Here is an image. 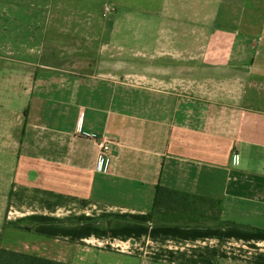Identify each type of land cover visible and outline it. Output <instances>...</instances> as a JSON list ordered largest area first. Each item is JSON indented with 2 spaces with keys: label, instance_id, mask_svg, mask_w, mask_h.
Here are the masks:
<instances>
[{
  "label": "crops",
  "instance_id": "obj_1",
  "mask_svg": "<svg viewBox=\"0 0 264 264\" xmlns=\"http://www.w3.org/2000/svg\"><path fill=\"white\" fill-rule=\"evenodd\" d=\"M0 58L27 101L1 137L19 156L1 248L264 264V0H0ZM158 186L222 200L235 225H158Z\"/></svg>",
  "mask_w": 264,
  "mask_h": 264
},
{
  "label": "trees",
  "instance_id": "obj_2",
  "mask_svg": "<svg viewBox=\"0 0 264 264\" xmlns=\"http://www.w3.org/2000/svg\"><path fill=\"white\" fill-rule=\"evenodd\" d=\"M223 201L158 186L151 219L161 226L219 228L235 225L222 218ZM0 264H65L0 247Z\"/></svg>",
  "mask_w": 264,
  "mask_h": 264
},
{
  "label": "rangeland",
  "instance_id": "obj_3",
  "mask_svg": "<svg viewBox=\"0 0 264 264\" xmlns=\"http://www.w3.org/2000/svg\"><path fill=\"white\" fill-rule=\"evenodd\" d=\"M207 59L212 61V52H207ZM25 71L21 68L11 66V62L4 61L0 58V190L9 191L11 186L9 180L14 175V170L18 160V149L14 152L8 143L1 138L8 129V123L11 120L12 112H24V106L27 101L21 93L17 94L14 87L10 84L12 73ZM21 129V128H20ZM14 135L20 133L13 130ZM2 233H0V240Z\"/></svg>",
  "mask_w": 264,
  "mask_h": 264
},
{
  "label": "built area",
  "instance_id": "obj_4",
  "mask_svg": "<svg viewBox=\"0 0 264 264\" xmlns=\"http://www.w3.org/2000/svg\"><path fill=\"white\" fill-rule=\"evenodd\" d=\"M113 8L112 7H106L104 12H103V17L104 18H108L109 15L113 12ZM108 141H106L105 139H103L101 142H100V148L101 150L104 152H108L109 151V145H108Z\"/></svg>",
  "mask_w": 264,
  "mask_h": 264
}]
</instances>
